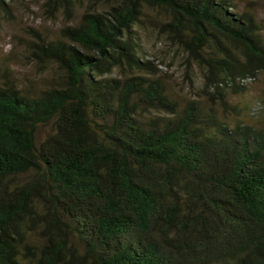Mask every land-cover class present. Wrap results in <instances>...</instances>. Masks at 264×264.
<instances>
[{
  "label": "trees",
  "instance_id": "16d2710c",
  "mask_svg": "<svg viewBox=\"0 0 264 264\" xmlns=\"http://www.w3.org/2000/svg\"><path fill=\"white\" fill-rule=\"evenodd\" d=\"M45 6L70 20L36 46L61 82L0 79V264H264V130L218 111L264 71L255 17L236 0ZM148 10L201 65L210 103L140 73Z\"/></svg>",
  "mask_w": 264,
  "mask_h": 264
},
{
  "label": "rangeland",
  "instance_id": "374dc122",
  "mask_svg": "<svg viewBox=\"0 0 264 264\" xmlns=\"http://www.w3.org/2000/svg\"><path fill=\"white\" fill-rule=\"evenodd\" d=\"M0 6V79L12 77L23 91L38 92L51 84L61 82L60 70L39 52L41 39L59 38L61 28L70 22L62 11L45 6V0H4ZM239 11L251 13L264 39V0H236ZM133 27L142 60L152 66L154 75L180 103L200 101L210 103L202 92L204 73L201 65L189 54L171 42L161 28L166 18L162 10H148ZM117 68L114 74H119ZM240 93H228L230 107H218L224 120L230 124L242 121L264 130V71L244 82Z\"/></svg>",
  "mask_w": 264,
  "mask_h": 264
}]
</instances>
